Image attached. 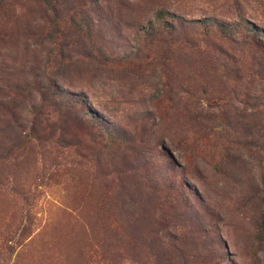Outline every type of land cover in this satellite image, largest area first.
<instances>
[{
	"label": "rangeland",
	"instance_id": "1",
	"mask_svg": "<svg viewBox=\"0 0 264 264\" xmlns=\"http://www.w3.org/2000/svg\"><path fill=\"white\" fill-rule=\"evenodd\" d=\"M0 264H264V0H0Z\"/></svg>",
	"mask_w": 264,
	"mask_h": 264
},
{
	"label": "trees",
	"instance_id": "2",
	"mask_svg": "<svg viewBox=\"0 0 264 264\" xmlns=\"http://www.w3.org/2000/svg\"><path fill=\"white\" fill-rule=\"evenodd\" d=\"M94 2L98 5V0H94ZM162 14H163V12H161L159 15H162ZM51 95H52L53 98L59 99L61 101L62 100L65 101L63 93L59 89L53 88Z\"/></svg>",
	"mask_w": 264,
	"mask_h": 264
}]
</instances>
